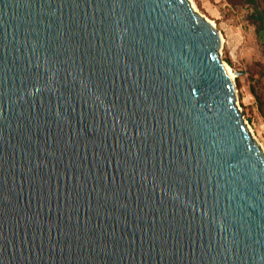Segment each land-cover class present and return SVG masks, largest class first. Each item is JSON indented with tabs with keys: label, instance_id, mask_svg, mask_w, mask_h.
I'll list each match as a JSON object with an SVG mask.
<instances>
[{
	"label": "water",
	"instance_id": "95a60500",
	"mask_svg": "<svg viewBox=\"0 0 264 264\" xmlns=\"http://www.w3.org/2000/svg\"><path fill=\"white\" fill-rule=\"evenodd\" d=\"M188 0H0V264H264V151Z\"/></svg>",
	"mask_w": 264,
	"mask_h": 264
},
{
	"label": "rangeland",
	"instance_id": "374dc122",
	"mask_svg": "<svg viewBox=\"0 0 264 264\" xmlns=\"http://www.w3.org/2000/svg\"><path fill=\"white\" fill-rule=\"evenodd\" d=\"M221 36L220 59L230 70L235 84L236 102L244 121L264 151V103L253 96H264V59L253 29L245 20V11L226 0H188Z\"/></svg>",
	"mask_w": 264,
	"mask_h": 264
},
{
	"label": "trees",
	"instance_id": "16d2710c",
	"mask_svg": "<svg viewBox=\"0 0 264 264\" xmlns=\"http://www.w3.org/2000/svg\"><path fill=\"white\" fill-rule=\"evenodd\" d=\"M233 6H239L245 11V20L253 29V34L261 55L264 59V0H226ZM261 74L264 76V64L261 67ZM255 100L262 105L264 96L253 92Z\"/></svg>",
	"mask_w": 264,
	"mask_h": 264
},
{
	"label": "bare ground",
	"instance_id": "6f19581e",
	"mask_svg": "<svg viewBox=\"0 0 264 264\" xmlns=\"http://www.w3.org/2000/svg\"><path fill=\"white\" fill-rule=\"evenodd\" d=\"M227 73L229 74V76L232 78V74L230 73V70L226 67Z\"/></svg>",
	"mask_w": 264,
	"mask_h": 264
}]
</instances>
